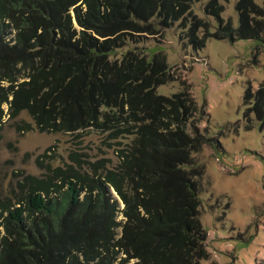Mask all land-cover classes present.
<instances>
[{"label": "trees", "instance_id": "obj_1", "mask_svg": "<svg viewBox=\"0 0 264 264\" xmlns=\"http://www.w3.org/2000/svg\"><path fill=\"white\" fill-rule=\"evenodd\" d=\"M178 1L0 0V129L6 117L19 130H92L126 145L113 168L58 167L31 179L18 206L0 204V264L205 258L204 168L185 127L199 110L158 95L166 74L120 53ZM255 107L264 119V88Z\"/></svg>", "mask_w": 264, "mask_h": 264}, {"label": "rangeland", "instance_id": "obj_2", "mask_svg": "<svg viewBox=\"0 0 264 264\" xmlns=\"http://www.w3.org/2000/svg\"><path fill=\"white\" fill-rule=\"evenodd\" d=\"M175 8L151 17L120 53L130 50L166 74L158 95L179 96L187 107L192 100L199 110L187 111L193 116L185 127L204 168L200 264H264V119L255 107L264 88V0H179ZM21 118L34 127L30 117ZM6 120L0 129L4 205L18 206L29 181L55 168L87 174L93 166L98 173L113 168L126 146L92 130L24 131Z\"/></svg>", "mask_w": 264, "mask_h": 264}]
</instances>
